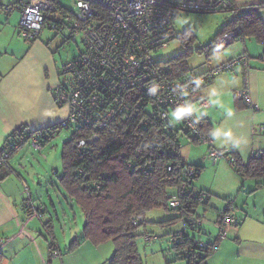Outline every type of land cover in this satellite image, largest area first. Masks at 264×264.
I'll list each match as a JSON object with an SVG mask.
<instances>
[{
    "label": "built area",
    "instance_id": "2783aa9c",
    "mask_svg": "<svg viewBox=\"0 0 264 264\" xmlns=\"http://www.w3.org/2000/svg\"><path fill=\"white\" fill-rule=\"evenodd\" d=\"M2 8L6 13L16 9L20 11L18 34L25 42L37 40L47 28L59 34L69 30V40L75 43L81 35L84 47H79L78 55L63 64L64 80L54 90L56 104L67 108V117L46 129L21 128L10 135L0 146V168L8 165L23 144L28 143L34 150L43 152L44 147L63 130L76 131L82 127L88 129L89 138L76 143L80 152L88 143L98 140L100 131L123 116L139 118L141 125H147L157 116L168 125L167 131H171L172 113L178 107L194 108L195 102L207 106V101L201 98L193 102L196 91L217 76L239 69L243 71L245 87L237 91L236 96L252 110H259L249 97L250 57L245 53L207 72L192 73L180 79L171 77L172 66L154 59V54L165 49L176 37L175 17L182 13L199 12L228 13L233 19L236 15L235 0H75V9L70 11L60 0H19ZM239 34L238 26L223 33L216 40L215 52L234 44L240 38ZM179 122L192 138L209 146V159L213 165L225 159L234 166V159L227 156L228 150H217L213 146L214 139L203 131L195 110ZM174 137L178 138L179 134L175 132ZM127 166L132 168L129 162ZM78 173L84 174V170L80 168ZM195 174V167L186 169L187 181L182 185L180 195L193 191L190 182ZM95 186L99 188L101 184L97 182ZM194 193H198L201 199L207 197L206 192L194 190ZM169 206L180 208L182 204L179 199L172 198ZM234 209L233 201L226 200V207L215 222L219 240L228 237L229 228L244 221ZM28 215L42 217L43 213L33 209ZM205 223L203 217L188 218L184 230L172 237V242L176 244L188 243L182 250L186 257L191 255L189 247H194L197 255L200 253L198 248L207 247L206 243L190 235L192 231L200 234ZM134 224H139V221ZM143 236L146 242L155 239L150 234ZM9 241L10 238H1L0 250ZM210 248L216 251L218 247L214 245ZM52 254L60 255L54 242Z\"/></svg>",
    "mask_w": 264,
    "mask_h": 264
},
{
    "label": "trees",
    "instance_id": "16d2710c",
    "mask_svg": "<svg viewBox=\"0 0 264 264\" xmlns=\"http://www.w3.org/2000/svg\"><path fill=\"white\" fill-rule=\"evenodd\" d=\"M263 13L264 0L248 6L242 13L236 7L235 18L219 31L211 48L214 49L219 36L238 26L240 38L254 39L264 50ZM183 56L184 54L179 55L166 62L174 69L171 74L174 79L192 73L202 74L211 69L195 73L188 67L185 59H182ZM196 93L193 102L200 99L195 98ZM201 122L203 131L210 133L211 125L202 119ZM177 124L183 127L182 123L173 120L169 124L171 131H167L168 125L157 116L147 125H141L139 118L123 116L100 131L98 140L88 143L80 152L76 149V143L89 138L88 129L81 127L72 132V137L63 146L64 172L58 176L59 184L64 188L67 197L81 209L84 218L83 238L75 239L72 247L84 242L98 246L112 241L115 252L111 264H143L137 246L136 229L146 224L148 212L155 209L176 211L178 215L174 219L164 221L168 224L175 223L177 219H182L184 224L188 218L200 217L198 208L207 204L212 195L194 186V180L203 170L202 166H193L196 168V174L190 182L193 191L184 196L180 195L182 185L187 181L186 169L192 165L184 163L180 155L182 133ZM174 131L179 134L178 138L174 137ZM184 131L193 141H197L185 129ZM17 132L18 130L13 134ZM227 156L234 159L232 168L238 174L246 179H256L257 189L264 186V154L251 158L246 163L235 152L229 151ZM128 162L132 164V168L127 166ZM80 168L84 170V174L78 173ZM97 182L101 184L99 188L95 186ZM194 190L206 192L207 197L201 199ZM172 198L179 199L182 206L171 208L169 202ZM136 221L139 224L135 225ZM180 231L172 234V237ZM218 241L217 237L214 242L206 243V248H198L199 255L194 247H189L191 255L187 257L182 250L188 243H172L179 251V257L186 259L188 264H207V260L214 253L210 247H218Z\"/></svg>",
    "mask_w": 264,
    "mask_h": 264
},
{
    "label": "crops",
    "instance_id": "0c3cea01",
    "mask_svg": "<svg viewBox=\"0 0 264 264\" xmlns=\"http://www.w3.org/2000/svg\"><path fill=\"white\" fill-rule=\"evenodd\" d=\"M259 1L261 0H235V5L237 10L242 13L248 9V6ZM3 6L1 5V7ZM2 11L6 13L3 8ZM14 12L15 10L6 14L11 15ZM0 19V23H2L0 26L3 27L4 20L1 16ZM25 46L22 45L21 48L18 45L13 48L0 46V146L5 144L10 135L21 128L46 129L58 124L68 115L67 108L58 106L54 96L55 88L64 80L61 68L65 62L59 67L54 55L41 42L29 47ZM244 53L250 57L249 97L252 104L257 105L259 110H252L236 96V92L245 87V79L241 69L223 73L208 86L199 90L195 98L206 100L208 105L201 106L195 102L193 107L194 109L196 107L197 116L211 125V131L219 129L222 133L231 132L230 138L223 135L219 139L213 138V146L217 150L235 152L246 163L251 158L264 154V61L261 59L264 50L254 39L247 42V39L239 38L232 45L231 50L226 51L224 56L210 68ZM239 105L241 107H238ZM177 127L182 133L180 155L183 162L192 166H202L204 170V166L210 161L209 146L204 143L202 146L192 145L189 140H184L185 137L188 139L190 137L184 129H181V124ZM182 135H186L184 139H182ZM26 144L28 143L23 144L18 149L7 166L0 168V239L10 238L6 246L0 250V264H56L57 260L63 264L54 220H45L43 205L33 201V195L28 188L26 190L29 199H23L24 191L21 190L20 184L26 186V181L17 169L13 168V165L22 167L21 161L17 160L16 163L15 160L19 156L17 154L19 150ZM198 149L202 153L199 157L195 153ZM224 160L222 159L213 165L215 173H218L220 170L218 165ZM223 165L225 166V164ZM231 170L236 175L233 168ZM53 174L58 175L55 170H53ZM11 175H15L16 178ZM257 187L258 181L251 193L258 191ZM203 188L212 196L213 193L223 196L232 195L230 192L220 193L213 186ZM260 189H264V186ZM58 199L59 205L66 203L73 207L75 205L67 196L63 195L62 198L58 197ZM19 203L21 204L19 205ZM51 203L53 213L58 218L56 207L53 201ZM33 209L42 210L43 216H29V212H32ZM184 228L185 226H182L178 231ZM207 234L208 232L203 229L200 236ZM240 234L239 232L234 233L235 236H240ZM82 238L83 235L80 239ZM235 239L239 241L237 237ZM53 242L60 252L59 256L52 254ZM221 242L222 240H219L218 245ZM239 245L242 246L243 242ZM234 246L236 245L226 242L222 247ZM48 253L52 260L48 259ZM263 254L264 247L262 246L257 256L256 252L254 254L256 256L254 260L261 261V263L257 262L256 264H264Z\"/></svg>",
    "mask_w": 264,
    "mask_h": 264
},
{
    "label": "rangeland",
    "instance_id": "374dc122",
    "mask_svg": "<svg viewBox=\"0 0 264 264\" xmlns=\"http://www.w3.org/2000/svg\"><path fill=\"white\" fill-rule=\"evenodd\" d=\"M18 1L0 0V16L4 20L3 27L0 26V46L2 48H13L17 45L19 48L22 45L29 47L32 44L41 42L54 55L59 67H61L62 63L78 55L79 47L80 49L84 47L82 36L79 35L77 43H75L69 40V30L59 34L55 30L45 28L36 41H23L18 34L21 18L20 11L16 9L13 14L7 15L2 11L1 7V5L7 6ZM60 1L69 11L75 9V0ZM230 21H232V17L228 13H182L174 18L176 37L169 42L165 49L154 54V59L156 61L169 62L184 54L182 59H185L188 67L195 73H201L215 65L226 51L231 50L233 44L218 53L211 48V44L219 31ZM247 42H250L249 38ZM72 131L63 130L52 141L51 145L44 147L43 152L34 150L29 144L24 145L17 153L19 156L15 160L16 163L17 160L21 161L22 167L13 165V168L17 169L26 181V186H21L20 184L21 190L24 191L23 199H29L26 190L28 188L33 195V201L43 205L45 220H54L55 231L63 256V264H111V258L115 252V245L112 241L98 246L90 242H84L86 243L85 245L82 243L72 247L73 241L75 239L81 240L80 238L83 235V214L76 205L73 207L67 203L65 205L58 204V197L67 196L64 188L59 184L58 176H61L64 172L62 151L64 143L72 137ZM184 140H189L194 146L203 145V143L193 141V139H188L187 137ZM195 153L197 157L202 154L199 149ZM25 157H27V160H25ZM218 166H220V170L215 173V167L209 161L204 166L205 168L200 177L194 180V186L198 190H204L205 188L203 187L205 186H213L220 193L230 192L232 195L223 196L213 193L211 200H209L210 202L198 208V215L206 219L204 229L208 234L200 236L199 233L192 231L190 235L197 237L204 243L209 240H216L219 230L215 226L214 220L225 209V199L229 198L234 203L235 214L239 218L244 219V221L238 226L229 228L228 237L219 243L216 251L207 260V264L261 263V261H255L254 258L262 246L264 247V189L251 193V190L256 186V179L247 178V180L238 174L235 169H233L236 172V175H234L231 170L232 166L225 160L221 161ZM53 170L57 171L58 175L53 174ZM11 176L16 178L15 175ZM51 201L56 207L58 218L53 213ZM177 215L178 213L173 210H152L146 215V224L136 229V234L138 235L137 246L143 264H188L186 259L179 257V251L174 248L171 240L172 234L177 233L184 226L182 219H177L173 224L164 223L166 220L174 219ZM236 232L241 233L240 236H235L234 233ZM144 234L154 236V241L146 242ZM47 238L49 237L47 236ZM240 239L243 242L242 246H240L241 244L239 245L241 243ZM226 242H231L236 246L222 247ZM255 252L256 256H254ZM47 256L49 259V253ZM56 264L62 263L57 260Z\"/></svg>",
    "mask_w": 264,
    "mask_h": 264
},
{
    "label": "clouds",
    "instance_id": "9594fccd",
    "mask_svg": "<svg viewBox=\"0 0 264 264\" xmlns=\"http://www.w3.org/2000/svg\"><path fill=\"white\" fill-rule=\"evenodd\" d=\"M152 91H155V89H152ZM214 94V93H213ZM192 111H194V108L192 107H188V106H181L178 107L173 113H172V117L173 120L175 121H179L180 119H182L183 117H185L186 115H189ZM210 136H212L214 139H219L221 137V135L225 136V137H231V132H221V130L216 129V130H212L209 133Z\"/></svg>",
    "mask_w": 264,
    "mask_h": 264
}]
</instances>
